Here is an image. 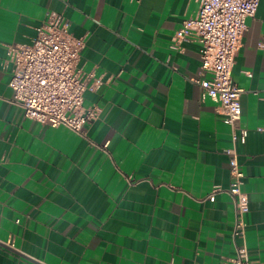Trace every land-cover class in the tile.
I'll list each match as a JSON object with an SVG mask.
<instances>
[{
	"label": "crops",
	"instance_id": "0c3cea01",
	"mask_svg": "<svg viewBox=\"0 0 264 264\" xmlns=\"http://www.w3.org/2000/svg\"><path fill=\"white\" fill-rule=\"evenodd\" d=\"M48 10L82 37L83 134L27 118L6 46L30 43ZM196 0H0V264H233L231 127L193 78L200 43L171 47ZM248 195L250 264H264V0L231 71ZM214 184L225 190L203 199Z\"/></svg>",
	"mask_w": 264,
	"mask_h": 264
},
{
	"label": "built area",
	"instance_id": "2783aa9c",
	"mask_svg": "<svg viewBox=\"0 0 264 264\" xmlns=\"http://www.w3.org/2000/svg\"><path fill=\"white\" fill-rule=\"evenodd\" d=\"M194 17L185 18L172 35L171 47L180 48L183 40L196 38L200 43V67L208 77L193 78L202 90L218 104L223 121L231 127L232 145L228 149L230 182L226 191L233 202L232 235L240 239L233 264H250L245 242V213L248 195L242 188L244 172L238 161L236 144L244 142L247 130L236 125L241 114L240 95L243 91L234 82L231 71L235 54L246 28V18L252 16L259 0H196ZM69 22L61 13L48 10L36 26L30 43H10L6 46L5 64L11 65L8 82L13 90L12 101L23 115L43 125L65 126L83 134L87 121L96 118V106L83 105L85 76L78 66L82 37L68 30ZM225 189L214 184L203 197L213 201Z\"/></svg>",
	"mask_w": 264,
	"mask_h": 264
}]
</instances>
